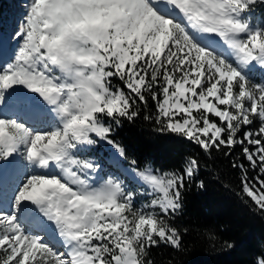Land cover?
<instances>
[{
    "label": "snow or ice",
    "instance_id": "1",
    "mask_svg": "<svg viewBox=\"0 0 264 264\" xmlns=\"http://www.w3.org/2000/svg\"><path fill=\"white\" fill-rule=\"evenodd\" d=\"M138 121L162 156L198 151L137 155L122 133ZM201 154L264 220V0H24L0 33V264L183 251Z\"/></svg>",
    "mask_w": 264,
    "mask_h": 264
},
{
    "label": "trees",
    "instance_id": "2",
    "mask_svg": "<svg viewBox=\"0 0 264 264\" xmlns=\"http://www.w3.org/2000/svg\"><path fill=\"white\" fill-rule=\"evenodd\" d=\"M5 1L0 0V13L5 12ZM4 24L2 30L6 31ZM122 138L137 155L158 157L167 166L175 165L182 154L198 151L195 146L177 145L162 156L153 142L151 125L145 121L126 125ZM200 159L203 168L199 179L205 181L206 188L194 186L186 193L185 212L178 221L189 229L184 250L161 246L153 251L157 264H255L264 253V220L242 204L237 195L239 173L230 169L227 159L205 158L203 154ZM225 241H238L239 246L235 250L223 248Z\"/></svg>",
    "mask_w": 264,
    "mask_h": 264
},
{
    "label": "rangeland",
    "instance_id": "3",
    "mask_svg": "<svg viewBox=\"0 0 264 264\" xmlns=\"http://www.w3.org/2000/svg\"><path fill=\"white\" fill-rule=\"evenodd\" d=\"M4 13H0V33L7 34L12 24L19 18L23 11L24 0H8ZM6 19L7 21L3 20ZM2 23L6 31H3Z\"/></svg>",
    "mask_w": 264,
    "mask_h": 264
}]
</instances>
